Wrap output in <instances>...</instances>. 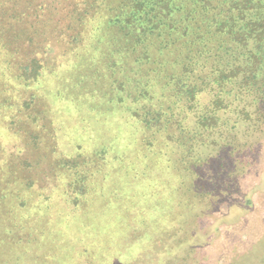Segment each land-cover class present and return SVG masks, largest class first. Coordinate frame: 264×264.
I'll return each instance as SVG.
<instances>
[{"label": "trees", "instance_id": "16d2710c", "mask_svg": "<svg viewBox=\"0 0 264 264\" xmlns=\"http://www.w3.org/2000/svg\"><path fill=\"white\" fill-rule=\"evenodd\" d=\"M102 6L92 20H102L96 36L99 45L94 48L112 62L114 82L119 81L107 94L122 102L121 88L126 92L129 87L127 95L137 104L144 102L141 112L135 111L133 116L152 132L154 142L148 137L142 141L152 144L149 162L153 165L140 166L143 157L134 155L133 146L138 130L128 133L123 121L110 125L109 109H97L94 123L88 118L91 127H84L83 136L98 143L95 154L102 165L94 171L78 161L71 169L64 164L78 176L81 185L78 179L73 185L79 184L81 202L83 198L81 213L72 222L76 231L72 239L86 258H76L86 264H129L131 257L145 252V264H160L170 255L176 260L177 251L192 246L195 235L186 232L184 221H169V227L160 221L159 189H170V199L191 207L200 203L201 194L194 175H180L182 181H173L177 170L172 148L182 149L181 162L194 161L200 149L209 148L216 138L229 144L240 124L264 126V0H118ZM29 68L11 78L29 86L40 76L39 71L33 75L35 66L29 75ZM119 72L124 79H116ZM129 75L133 76L132 86L127 84ZM80 118L79 112L75 120L68 116V122H61L62 128L73 126L77 131L79 122L87 121ZM7 166L4 169L10 173ZM98 174L103 175L101 190L97 189L101 193L93 197ZM25 201L19 206L23 209L18 212H22L18 226L0 221V264L14 263L16 245L26 247L39 241L42 247L46 235L53 239L42 253L60 248L53 253L58 263L65 256L73 261L74 244L62 241L53 221H44L39 231L26 221L25 209L31 211L41 199ZM13 227L26 230L25 235L12 234Z\"/></svg>", "mask_w": 264, "mask_h": 264}, {"label": "rangeland", "instance_id": "374dc122", "mask_svg": "<svg viewBox=\"0 0 264 264\" xmlns=\"http://www.w3.org/2000/svg\"><path fill=\"white\" fill-rule=\"evenodd\" d=\"M116 1L0 0V104L3 103L0 106V221L18 226L22 213L18 212L23 209L20 203L40 198L41 202L36 207L34 202L31 211L23 210L26 221L34 229L44 225V221H53L62 241L74 244L76 252L73 261L65 256L58 263L53 253L60 248L42 253L53 239L46 235L42 247L39 241L26 247L16 245L13 264H86L76 258H86V255L83 248H76L72 239L76 234L72 222L81 213L78 210L83 202L77 193L81 191L80 181L68 168L78 161L95 171L94 167L103 163L95 154L100 149L98 143L83 136L84 127L90 126L89 119L94 123L97 109L110 110L113 127L123 121L128 133L138 130L139 134L133 138L134 155L147 157L145 161L140 159L141 167L153 165L149 162L152 144L142 141L148 137L154 142L152 132L143 129L142 123L133 116L135 111L141 112L144 102H134L127 95L129 87L126 92L121 88L124 101L112 100L114 95L107 92L119 86V81L114 82L116 70L94 48L99 45L96 36L102 20L92 22L93 17L102 5L116 4ZM26 66L30 67L29 75L34 71L40 73L38 80L27 87L24 82L13 79L25 73ZM32 66L35 69L31 72ZM119 73L116 79H124V74ZM129 78L127 84L132 86L133 76ZM77 112L79 121L82 118L87 121H80L77 131L73 126L68 130L62 128L61 122H68L70 115L77 119ZM233 133L229 144L223 138H216L209 148L200 149L194 161L189 158L181 162L182 149L173 143L172 152L179 171H175L173 181L194 175L201 201L195 207L177 205L178 201L168 195L170 189H159L160 221H166L168 227L169 221H184L186 232L195 235L192 246L177 251L176 260L170 255L160 264L174 261L176 264H264V126L242 123ZM4 165L10 166V173ZM184 168L187 170L181 172ZM102 176H96L92 189L101 190ZM76 179L78 186L73 185ZM100 193L97 190L92 196L98 197ZM98 204L103 206L100 201ZM65 221L70 223L67 225ZM12 229V234L18 237L25 235L26 230ZM144 254L140 252L131 257L129 264L147 263L142 260Z\"/></svg>", "mask_w": 264, "mask_h": 264}]
</instances>
